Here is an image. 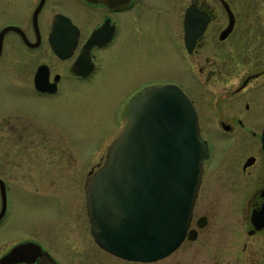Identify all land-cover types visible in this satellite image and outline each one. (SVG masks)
Masks as SVG:
<instances>
[{
  "label": "flooded vegetation",
  "instance_id": "flooded-vegetation-1",
  "mask_svg": "<svg viewBox=\"0 0 264 264\" xmlns=\"http://www.w3.org/2000/svg\"><path fill=\"white\" fill-rule=\"evenodd\" d=\"M3 1L0 239L15 224L17 185L31 194L66 198L67 208L58 229L40 222L36 230L0 240V264H42L48 257L65 264L64 240L82 233L81 214L87 223L84 233L96 241L88 182L100 166L87 168L81 197L82 159L65 139L57 110L66 93L98 76L107 49L114 48L125 31L123 42L145 41L152 52L157 46L167 56V70H177L178 57L186 76L142 79L143 87L116 107L120 133L137 94L147 86L177 83L192 99L201 137L209 145L189 230L180 246L199 251L215 245L216 264H264V0H126L117 6L93 0ZM187 28L193 36L189 39ZM193 71L205 90L196 96L184 85ZM66 149L70 160L65 165ZM66 170L74 171L69 176L71 192L64 188ZM18 244L26 245L18 254L21 259L7 261ZM181 261L175 258L170 264Z\"/></svg>",
  "mask_w": 264,
  "mask_h": 264
},
{
  "label": "water",
  "instance_id": "water-1",
  "mask_svg": "<svg viewBox=\"0 0 264 264\" xmlns=\"http://www.w3.org/2000/svg\"><path fill=\"white\" fill-rule=\"evenodd\" d=\"M186 37H193L188 28ZM128 113L126 127L88 182L93 234L102 248L119 257L156 261L186 237L209 145L201 137L192 99L177 83L147 86L131 101ZM25 247L18 244L6 260H20ZM42 264L60 263L48 257Z\"/></svg>",
  "mask_w": 264,
  "mask_h": 264
},
{
  "label": "rangeland",
  "instance_id": "rangeland-1",
  "mask_svg": "<svg viewBox=\"0 0 264 264\" xmlns=\"http://www.w3.org/2000/svg\"><path fill=\"white\" fill-rule=\"evenodd\" d=\"M5 2L0 0V9ZM10 15L13 16L14 13ZM1 16L0 13V18ZM126 33L125 31L121 34L114 48L107 49L108 56L98 76L90 82H80L76 90L66 93L59 102L57 114L60 124L64 127V137L75 148L76 155L82 159V162L88 163L86 167L82 166L81 161H79L80 165L78 163L81 197L85 190L87 170L90 166L96 170L104 164L109 153V145L121 131V128L116 126L114 118L117 105L124 99L129 101L143 87L142 79H157V77L164 79L174 75L186 76L179 68L178 57H176L177 70H167L165 69L168 64L167 56L162 54L163 52L159 51L157 46H152V49L156 51L152 52L148 51L145 41L123 42ZM184 80L185 87L190 92L193 91L194 96L205 91L194 71L192 77ZM262 96V117L264 118V90ZM68 156L66 149L65 165L67 160H70ZM69 172L71 170H66L64 188L65 191L71 192L73 186L69 176L74 174V171L68 174ZM15 189L18 191L13 212L15 224L11 225L9 232L2 233L1 242L13 235L36 230L40 222L53 230L59 228L60 223L57 221L67 208L66 198L51 193L31 194L24 187L23 191L20 190L19 185ZM84 224L87 226L84 214H81L80 230L82 233L75 238L70 234L64 240L65 248L61 260L65 264H98L101 262L103 264H170L175 258H180L181 264L217 263L214 249L211 248L215 245L196 251L194 247L186 249L183 244L167 257L150 262L124 259L102 248L93 240L91 233H84Z\"/></svg>",
  "mask_w": 264,
  "mask_h": 264
}]
</instances>
